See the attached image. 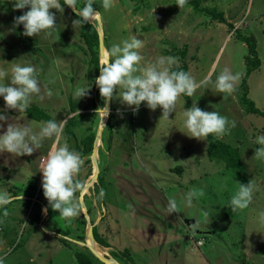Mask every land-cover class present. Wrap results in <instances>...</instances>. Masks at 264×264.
Here are the masks:
<instances>
[{"label": "rangeland", "instance_id": "374dc122", "mask_svg": "<svg viewBox=\"0 0 264 264\" xmlns=\"http://www.w3.org/2000/svg\"><path fill=\"white\" fill-rule=\"evenodd\" d=\"M82 3L77 0V8ZM178 4L179 0H112L109 10L98 11L105 53L111 43L135 35L143 41L137 50L140 67L171 56L176 61L172 67L186 63L197 82L205 75L214 81L225 69L239 73L230 94L217 92L211 84L198 88L192 97L181 94L170 120H165L159 106L150 110L144 102L134 113L120 103L115 90L109 114L102 117L103 98L95 78L105 58L98 55L97 40L92 47L97 68L90 61L80 25L72 24L70 7L62 4V11L49 10L56 25L51 36L41 32L28 37L22 35V25L12 27L13 18L27 7L13 9L9 0H0V67L27 62L38 70L41 90L29 106L42 108L57 122L65 121L58 145L80 154L81 139L94 136L92 149L81 155L83 164L73 178L81 187L73 196L77 215L68 221L48 207L42 194L39 170L53 141L45 140L30 155L0 152V193L16 197L11 206H0V264H78L75 252L84 253L93 264H110L94 251L118 264H264V228L253 222L255 214L264 211V161L254 156L259 147L254 139L264 134V117L247 112L241 101L247 54L243 37L251 35L260 65L248 74V97L264 110V0H198L196 8ZM211 10L222 13L224 20L206 12ZM92 24L97 29V21ZM79 88L88 89L78 99ZM187 100L234 122L225 135L216 137L239 150L245 184L251 180L255 185L249 208L231 211L230 196L238 183L243 184L238 174L208 156L206 138L183 133ZM0 112L9 118L5 124L14 120L38 127L43 122L29 118L26 111L6 109L2 98ZM189 190L196 196L191 206H185ZM170 199L177 212L169 214ZM44 226L47 235L39 239L37 233Z\"/></svg>", "mask_w": 264, "mask_h": 264}, {"label": "clouds", "instance_id": "9594fccd", "mask_svg": "<svg viewBox=\"0 0 264 264\" xmlns=\"http://www.w3.org/2000/svg\"><path fill=\"white\" fill-rule=\"evenodd\" d=\"M13 9L27 11L13 18L12 27L22 25V35L33 37L43 32L51 36L55 32L54 13L50 9L62 11L60 0H9ZM184 3L179 0L178 7ZM77 0H63V5L72 8L79 19L72 21L73 25H82L93 20L99 22L100 13L94 11L92 0H83L82 7L77 8ZM105 11L112 7V0H102ZM2 35V34H0ZM143 41L135 35H129L118 43H111L106 51L99 75L95 78V85L103 98L102 117L109 114V101L113 98L115 90L120 103L130 107L135 113L141 102L150 109H161V118L168 119L169 113L175 109L176 100L181 94L192 97L198 88L204 90L212 85L217 92L230 94L239 73L227 69L221 71L214 81L205 75L199 82L186 71L176 70L172 66L176 63L171 56L158 57L154 63H146L140 67L142 56L137 51L142 48ZM10 71V75H9ZM38 70L30 63H15L10 69L0 67V98L3 99L6 109H15L18 113L28 109L34 95L40 93L41 87L37 78ZM7 79V82H4ZM88 88H79L75 96L79 99L87 95ZM183 126L187 136L205 140L210 134L217 137L225 135L234 122L216 111H204L197 107L196 100L183 111ZM3 112H0V152L15 154V156L30 155L40 149L45 140L53 142L46 155L42 157L39 172L41 173L42 194L47 200L48 207L58 211V216L66 221L77 215L78 205L74 202V192L81 185L74 181L79 172L83 158L66 145L59 144L64 120L57 122L54 118L43 121L38 127L31 123L11 122ZM102 123V120H101ZM254 144L259 145L254 156L264 161V134L257 135ZM239 186L230 196L228 206L232 212L249 208L255 191L251 180L247 184L238 183ZM196 193L189 190L185 193V206H191ZM6 193H0V206L7 205L11 199ZM174 200H169L167 210L177 212ZM42 214L47 213V207L41 209ZM253 222L258 228H264V211L255 214ZM259 232V231H256Z\"/></svg>", "mask_w": 264, "mask_h": 264}, {"label": "trees", "instance_id": "16d2710c", "mask_svg": "<svg viewBox=\"0 0 264 264\" xmlns=\"http://www.w3.org/2000/svg\"><path fill=\"white\" fill-rule=\"evenodd\" d=\"M60 2L63 4V0H60ZM184 2L191 4L192 6L197 7L198 0H184ZM93 3V9L102 11V0H92ZM209 12L213 18H218V20L222 21L224 20V17L222 16V13L220 12H213L211 11H206ZM73 17L75 19H79V16L76 15L75 13L71 12ZM79 36L85 43L86 47L90 50L91 56H90V61L94 63V66L97 68L98 66V56L95 52H93L92 47L97 46V30L96 27L90 23H84L80 25L79 27ZM244 42H246L247 46V54L245 55V73L242 76L241 79V101L244 105V108L247 112L251 114H256L259 116L264 117V110L259 109L256 107L253 103V101L248 97V86L246 83L248 74L252 71L255 70L259 67L260 61L257 56L256 50H255V41L252 38L251 35H247L243 37ZM176 70H183L187 72V66L186 63H183L182 65L178 67H174ZM186 105L188 107L191 106V103L187 100ZM71 110H74V104L71 103ZM28 117L32 118L37 121H46L48 119H52L51 115L47 113L45 110L42 108L36 106V105H31L28 107L27 110H25ZM93 135L88 134L84 136L81 139V145L82 147L80 148V155H84L87 152L91 151L92 149V141H93ZM206 153L210 158H215L218 160H221L225 163V165L229 168H233L236 173L238 174V177L240 181L245 184L247 181V175L243 166V163L240 158L239 150L236 146H233L219 138H217L215 135L210 134L206 138ZM40 206V205H39ZM38 208V207H37ZM97 242L100 245H105V243L102 240H97ZM120 254L123 256H127V252L121 251ZM74 257L77 261L78 264H93V262L89 259L87 255L84 253L80 252H75Z\"/></svg>", "mask_w": 264, "mask_h": 264}, {"label": "water", "instance_id": "95a60500", "mask_svg": "<svg viewBox=\"0 0 264 264\" xmlns=\"http://www.w3.org/2000/svg\"><path fill=\"white\" fill-rule=\"evenodd\" d=\"M70 10L73 13H75L72 8H70ZM94 11H97L98 12V10H94ZM100 20H101V16L99 18V22H97L99 25L97 26V29H96L97 30V40H98V55L101 58H105V54H104L105 51H104V46H103V38H102V30H101L102 28L100 26ZM98 135H99V133H98ZM98 135H95L94 146L97 144V140L99 138ZM93 157H94V151H92V158ZM95 175H96V173H95ZM94 176H92V177H94ZM85 215H86V213H85ZM87 237L89 238V241H90L91 246H93L94 245V238L92 236V225L89 224V223H88V227H87ZM94 253L97 256V258L100 261H102L103 263L118 264V263H116V261L114 259L105 258V257L101 256L99 253H97L95 251H94Z\"/></svg>", "mask_w": 264, "mask_h": 264}, {"label": "crops", "instance_id": "0c3cea01", "mask_svg": "<svg viewBox=\"0 0 264 264\" xmlns=\"http://www.w3.org/2000/svg\"><path fill=\"white\" fill-rule=\"evenodd\" d=\"M12 201H13V200H12ZM12 201H11V202H12ZM11 202L8 204L9 206H11V205H10ZM11 208H12L14 211L17 209V207H11ZM43 208H44V207H43ZM38 209H39V208H38ZM44 216H45V215H44ZM43 218H44V217H43ZM39 220L42 221L43 219H42V218H41V219L39 218ZM40 230H41V233L38 232L37 234H38V238H39V239H42V237L44 238V236L47 235V234H45V232H44V231L47 230V229H46L45 226H44L43 229L40 228ZM40 235H42V236H40ZM43 264H44V263H43Z\"/></svg>", "mask_w": 264, "mask_h": 264}, {"label": "bare ground", "instance_id": "6f19581e", "mask_svg": "<svg viewBox=\"0 0 264 264\" xmlns=\"http://www.w3.org/2000/svg\"><path fill=\"white\" fill-rule=\"evenodd\" d=\"M94 21V20H93ZM105 56H106V53L104 52ZM103 59V58H102ZM99 145V140H97V144L95 145V147H97Z\"/></svg>", "mask_w": 264, "mask_h": 264}]
</instances>
